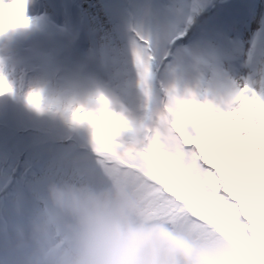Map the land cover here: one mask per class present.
<instances>
[{
  "label": "snow or ice",
  "instance_id": "obj_1",
  "mask_svg": "<svg viewBox=\"0 0 264 264\" xmlns=\"http://www.w3.org/2000/svg\"><path fill=\"white\" fill-rule=\"evenodd\" d=\"M27 2L0 0V33L29 24ZM179 15L172 30L132 29L139 107L117 109L98 92L87 106L69 109L71 121L90 128L93 147L115 129L121 155L142 154L165 168L168 186L150 182L141 193L157 218L195 238L238 234L264 242V2L183 0ZM10 91L0 75V94ZM27 100L41 110L38 92ZM177 123L185 136L173 140ZM95 157L105 174L125 168ZM35 204L17 198L0 211V264H14V229Z\"/></svg>",
  "mask_w": 264,
  "mask_h": 264
},
{
  "label": "rangeland",
  "instance_id": "obj_2",
  "mask_svg": "<svg viewBox=\"0 0 264 264\" xmlns=\"http://www.w3.org/2000/svg\"><path fill=\"white\" fill-rule=\"evenodd\" d=\"M127 1L28 0L25 15L29 24L10 27L0 33V75L13 92H18L15 96L11 91L6 92L0 97L12 99V102L22 101L29 93L38 92L43 109L59 110L87 106L90 98L102 92L117 109L121 105L125 107L121 93L135 88L130 78L132 71H127L125 65L128 50L132 54V29L141 26L145 12L149 11V18L153 19L155 12L162 10L161 24L172 30L180 19L179 8L183 2L150 0L148 5L137 10L135 8L141 6L143 0H129L133 9L128 7ZM125 6L129 9L127 15L132 13L129 21L123 12ZM31 84L33 86L28 90ZM178 125V129L173 126V140L177 135L185 136V131ZM32 128L30 130L27 120L26 123L8 124L0 116V211L16 202L19 194L16 181L25 186L43 176L44 171L37 167L20 176L27 168L25 153L39 151L45 157L46 169L61 172L87 188L92 202L82 214L89 224L123 217L133 222L160 225L174 235L189 236L181 228L146 211L142 205L141 193L150 182L168 186L165 168L148 163L142 168L144 171L130 173V177L125 174L127 170L119 169L112 171L120 173L105 174L102 169L89 168L95 163L94 154L72 150L69 144L57 143ZM17 155L16 161L8 158ZM118 156L124 164L134 167L131 165L134 154L121 155L119 152ZM4 169L7 170L6 178ZM113 183L117 186L113 187ZM37 207L35 204L31 215L14 229L16 258L21 259L20 264H71L82 242L80 236H85L80 229L81 223L74 216L76 211L69 215L67 212L59 214L56 220L54 216L38 215ZM98 209L103 213L99 214ZM66 216H69L67 226ZM46 226L53 231L44 234Z\"/></svg>",
  "mask_w": 264,
  "mask_h": 264
},
{
  "label": "trees",
  "instance_id": "obj_3",
  "mask_svg": "<svg viewBox=\"0 0 264 264\" xmlns=\"http://www.w3.org/2000/svg\"><path fill=\"white\" fill-rule=\"evenodd\" d=\"M236 2L240 3L241 0H236ZM127 3H128L127 4L128 7L132 9L134 8V6L129 0L127 1ZM148 3H150V0H143L141 6L139 7L137 6L135 9L139 10L143 8L142 7L143 5L145 4L148 5ZM153 5L155 4H149V6H153ZM128 10L129 9L126 7L125 11L123 12L125 13V18L129 21L131 20L132 13H130V16L127 15ZM161 14H162V10H158L153 15V19H151L149 18V11L145 12V14H143V19L140 27H142L143 30L145 31H147L149 27H151L152 29H156V28L166 29V25L164 23H163L164 25L161 24V19H160ZM128 53L129 55L126 56L128 60H125V65L126 68H128L127 71H132V75H130V78H131V82H133V85H135V88H133L130 91H125L124 93H121V95L125 103V108H129L130 103H134L136 107H139L143 102V94L141 93L138 87V70L135 61L133 59V56L131 54V50L130 51L128 50ZM122 68L124 69V66ZM32 86L33 84H31L28 87V90H31ZM11 92H13V90H11ZM13 93L14 96L18 94V92H13ZM69 109L64 107L59 110H53V109L45 110L41 106V110H37L35 107L29 104L27 97L22 98V101L17 100L13 102L12 99L9 100L0 97V116H3L5 118V122L8 124H11L12 122L14 124H18L20 123V121L26 123L27 120L29 126H31L30 130L33 129L32 127H35L34 129H38L39 133L44 135V137L46 136L49 139L53 138L54 141L57 143L69 144L72 147L71 148L72 150H83L92 156L93 154L95 155V153H98V155L101 157L109 156L108 159L115 160L120 165H125V168L123 169L120 168H115V169L127 170L128 172L125 174L129 177H130V173L142 172L144 171L142 170V168L145 165L150 164L147 163L145 157L142 154H138L135 152H128L129 156H132V154H134V158L132 159V163H131V165L134 167H129L126 163L124 164L122 161H120L119 160L120 156H118L119 151L117 150L119 146L116 144V142L113 139V137L116 134L115 129H109L101 133L99 138L95 141V146L93 147V145H91L90 128L86 124H73L71 121ZM11 113H12L11 115L12 118H10ZM26 114L28 115V117H26ZM27 118H31V119L28 120ZM117 127L118 128L123 127V125L118 123ZM178 127H179L178 123L175 124V128L178 129ZM180 127H181L180 130L181 129L184 130L182 124H180ZM153 147L156 146L154 145ZM0 152H2V150H0ZM63 153L65 155V151ZM25 155L27 156L26 159L27 168L22 172L20 176H24V173L26 171L27 172L29 170L35 171L33 170V168L35 167L42 169L44 171V174L43 176H40L39 179H36V181L30 182L25 186H22V183L20 181H16L14 183L15 188H17L19 191L17 198H19L22 201L26 199L28 202L36 203V206H39L37 207L39 212L38 215L44 217L54 216L56 220H58L59 217L57 218V215L59 214L62 213L66 214L67 212L66 215H69V213L73 214V212L76 211L74 213V216L81 223V227H80L81 232L85 234L89 224V220L85 218L82 213L83 211L86 212V210L89 209L88 205H90V203L92 202L90 201V194L87 188L82 187L79 184V181H76L61 172L46 169L45 167L46 162L43 161L45 157L41 155L39 151L36 152V154H28V152H26ZM148 155L152 156V153H149ZM8 158L10 161L12 159L16 161L18 155L16 157H12V158L8 157ZM153 159H156V157L153 156ZM140 161L143 162L141 163ZM79 162L82 164V159H79ZM150 165L153 167L158 166V164L156 163ZM89 168L96 169L95 163L91 165V167ZM100 169L104 170L103 167H101ZM110 173L115 174V173H120V171L119 172L111 171L107 174ZM6 174H7V170L4 169L3 171L4 178H6ZM163 180L165 179L163 178ZM163 180L160 179L159 181L163 183ZM116 186L117 185L113 183V187ZM20 188H21V192H20ZM99 211H100L99 214L103 213L102 209H100ZM68 218L69 216H66V220L64 221L66 223V226L68 225ZM80 238L83 241V238L81 236ZM81 243L82 242H80V244Z\"/></svg>",
  "mask_w": 264,
  "mask_h": 264
},
{
  "label": "clouds",
  "instance_id": "obj_4",
  "mask_svg": "<svg viewBox=\"0 0 264 264\" xmlns=\"http://www.w3.org/2000/svg\"><path fill=\"white\" fill-rule=\"evenodd\" d=\"M71 264H264V242L238 234L174 235L121 217L89 224Z\"/></svg>",
  "mask_w": 264,
  "mask_h": 264
},
{
  "label": "bare ground",
  "instance_id": "obj_5",
  "mask_svg": "<svg viewBox=\"0 0 264 264\" xmlns=\"http://www.w3.org/2000/svg\"><path fill=\"white\" fill-rule=\"evenodd\" d=\"M59 247V246H58ZM18 260V259H17ZM30 264H33L32 262Z\"/></svg>",
  "mask_w": 264,
  "mask_h": 264
}]
</instances>
